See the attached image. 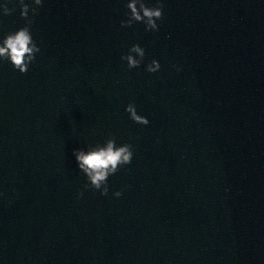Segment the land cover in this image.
<instances>
[{
    "label": "water",
    "instance_id": "obj_1",
    "mask_svg": "<svg viewBox=\"0 0 264 264\" xmlns=\"http://www.w3.org/2000/svg\"><path fill=\"white\" fill-rule=\"evenodd\" d=\"M163 3L145 32L122 0H44L29 70L0 64V264H264V0ZM109 135L133 159L77 199L72 149Z\"/></svg>",
    "mask_w": 264,
    "mask_h": 264
},
{
    "label": "clouds",
    "instance_id": "obj_2",
    "mask_svg": "<svg viewBox=\"0 0 264 264\" xmlns=\"http://www.w3.org/2000/svg\"><path fill=\"white\" fill-rule=\"evenodd\" d=\"M43 2L44 0H0V16H8L18 9L19 17L24 21L22 26L0 33V64L6 63L20 74L29 70L41 51L31 32V25ZM9 4L13 7L10 8ZM122 7L123 19L119 22L121 28L141 24L145 32L158 31V22L163 17V0H122ZM145 55L144 47L139 43H132L119 59L126 70L139 68L143 64L145 72H159V61L153 58L145 63ZM171 68L176 72L182 70L178 64H172ZM123 110L133 123L142 126L149 124L146 116L138 114L134 102L129 101ZM71 155L78 173L84 177L83 188L77 192V199L82 198L84 191L89 189L104 196L109 191L108 178L131 163L133 146L126 142L118 143L115 136L109 135L103 141L72 149ZM121 194V191H114L112 196L119 198ZM2 196L3 193L0 192V197Z\"/></svg>",
    "mask_w": 264,
    "mask_h": 264
}]
</instances>
